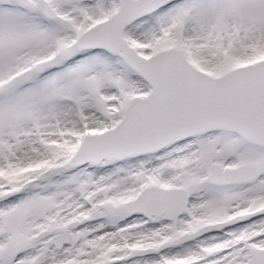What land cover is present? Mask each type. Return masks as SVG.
<instances>
[{
	"label": "snow or ice",
	"instance_id": "6c2138e0",
	"mask_svg": "<svg viewBox=\"0 0 264 264\" xmlns=\"http://www.w3.org/2000/svg\"><path fill=\"white\" fill-rule=\"evenodd\" d=\"M0 264H264V0H0Z\"/></svg>",
	"mask_w": 264,
	"mask_h": 264
}]
</instances>
